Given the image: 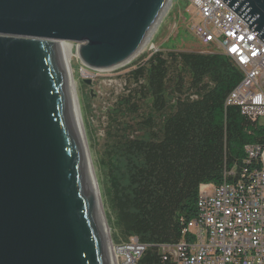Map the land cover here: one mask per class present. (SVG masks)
Returning <instances> with one entry per match:
<instances>
[{
    "label": "water",
    "instance_id": "water-1",
    "mask_svg": "<svg viewBox=\"0 0 264 264\" xmlns=\"http://www.w3.org/2000/svg\"><path fill=\"white\" fill-rule=\"evenodd\" d=\"M170 1L0 0V264H114L62 42L112 69ZM223 1L264 41V0Z\"/></svg>",
    "mask_w": 264,
    "mask_h": 264
},
{
    "label": "trees",
    "instance_id": "trees-1",
    "mask_svg": "<svg viewBox=\"0 0 264 264\" xmlns=\"http://www.w3.org/2000/svg\"><path fill=\"white\" fill-rule=\"evenodd\" d=\"M131 75L139 88L119 103L126 112L111 133L110 206L121 244L148 245L139 264H169L161 245L185 239L202 185L247 166L264 122L227 104L244 73L225 54L158 51Z\"/></svg>",
    "mask_w": 264,
    "mask_h": 264
},
{
    "label": "built area",
    "instance_id": "built-area-1",
    "mask_svg": "<svg viewBox=\"0 0 264 264\" xmlns=\"http://www.w3.org/2000/svg\"><path fill=\"white\" fill-rule=\"evenodd\" d=\"M187 1L200 18L192 31L244 73L227 104L264 119V41L223 0ZM246 154L247 166L227 171L219 185L201 186L198 215L184 229L185 239L161 245L169 264H264V145H247ZM122 244L129 264H139L148 248L137 238Z\"/></svg>",
    "mask_w": 264,
    "mask_h": 264
},
{
    "label": "rangeland",
    "instance_id": "rangeland-1",
    "mask_svg": "<svg viewBox=\"0 0 264 264\" xmlns=\"http://www.w3.org/2000/svg\"><path fill=\"white\" fill-rule=\"evenodd\" d=\"M196 9L187 0H171L145 45L125 64L112 69L88 68L76 55V44H72L70 64L76 85V99L96 188L109 227L107 230L112 253H115L118 264H129L131 258L119 241L108 193L111 185L109 162L112 156L113 121L116 112H126L119 103L127 97L136 96L140 84L132 77V71L144 64L155 52L220 53L215 45L204 43L192 31V26L200 21ZM148 98L144 103L146 106L151 103L150 97ZM260 122H264V119Z\"/></svg>",
    "mask_w": 264,
    "mask_h": 264
},
{
    "label": "bare ground",
    "instance_id": "bare-ground-1",
    "mask_svg": "<svg viewBox=\"0 0 264 264\" xmlns=\"http://www.w3.org/2000/svg\"><path fill=\"white\" fill-rule=\"evenodd\" d=\"M148 38H149V36L147 37V39L144 41V43H143V45L141 46V48L145 45V43L147 42V40H148ZM62 44H65L66 46H67V61H68V68H69V73H70V76H71V80H72V83H73V87H74V92H75V97H77L76 96V88H75V80H74V78H73V71H72V68H71V64H70V60H71V57L73 56V54H72V44L71 43H69V42H62ZM140 48V49H141ZM138 53V52H137ZM136 53V54H137ZM136 54H134L132 57H134ZM131 57V58H132ZM131 58H129L128 60H130ZM128 60H126L125 62H123V63H121V64H119V65H117V66H115V67H118V66H121V65H123V64H125ZM115 67H113V68H115ZM76 101H77V99H76ZM78 102V101H77ZM77 106H78V110H79V105H78V103H77ZM79 114H80V112H79ZM80 119H81V116H80ZM82 123V122H81ZM83 128V127H82ZM85 136V135H84ZM85 141H86V138H85ZM87 145V144H86ZM87 150H88V148H87ZM94 181H95V179H94ZM95 185H96V183H95ZM96 190H97V188H96ZM97 194H98V191H97ZM98 199H99V203H100V208H101V212H102V217H103V221H104V226H105V230H106V235H107V239H108V243H109V246H110V250H111V254L113 255V261H114V264H117V261H115V259H116V255H115V253L113 252L112 253V245L110 244L111 243V241H110V238H109V234H108V226H107V223H106V220H105V217H104V214H103V210H102V206H101V200H100V197H99V195H98Z\"/></svg>",
    "mask_w": 264,
    "mask_h": 264
},
{
    "label": "snow or ice",
    "instance_id": "snow-or-ice-1",
    "mask_svg": "<svg viewBox=\"0 0 264 264\" xmlns=\"http://www.w3.org/2000/svg\"><path fill=\"white\" fill-rule=\"evenodd\" d=\"M235 51V49H233Z\"/></svg>",
    "mask_w": 264,
    "mask_h": 264
}]
</instances>
